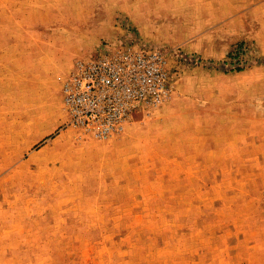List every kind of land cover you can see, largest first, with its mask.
<instances>
[{
  "label": "rangeland",
  "instance_id": "obj_1",
  "mask_svg": "<svg viewBox=\"0 0 264 264\" xmlns=\"http://www.w3.org/2000/svg\"><path fill=\"white\" fill-rule=\"evenodd\" d=\"M261 1L0 0V264H264ZM138 50L159 100L74 121L76 64Z\"/></svg>",
  "mask_w": 264,
  "mask_h": 264
},
{
  "label": "built area",
  "instance_id": "obj_2",
  "mask_svg": "<svg viewBox=\"0 0 264 264\" xmlns=\"http://www.w3.org/2000/svg\"><path fill=\"white\" fill-rule=\"evenodd\" d=\"M247 52L242 44L234 52V62ZM113 57V56H112ZM97 57L78 62L68 79L66 103L74 121L89 124L98 115L116 116L115 104L123 94L158 101L164 87V57L157 50L135 51L122 57Z\"/></svg>",
  "mask_w": 264,
  "mask_h": 264
},
{
  "label": "crops",
  "instance_id": "obj_3",
  "mask_svg": "<svg viewBox=\"0 0 264 264\" xmlns=\"http://www.w3.org/2000/svg\"><path fill=\"white\" fill-rule=\"evenodd\" d=\"M261 9L264 10V1H261L260 3L253 6H248L246 9H244L245 11L240 14L241 18L235 19L234 17H231V23L229 25H231L230 30L232 31V36L230 37L228 44L230 47L234 45V43H237L239 41L253 40V42L257 45V54L259 56H264V35H262V31H264V29H262L264 28V23H262L258 28L251 26L252 29L250 30L248 29L250 23H248V21L246 20L248 16L254 13H256V17L254 16V19L256 18V20L259 21L258 18H261L262 20V17L260 16ZM257 15L259 16L257 17ZM215 50L217 52L216 48ZM246 116L247 120L250 121V123L248 124V130H252V122H255V120H264V117L260 119L259 116H256L255 114H247Z\"/></svg>",
  "mask_w": 264,
  "mask_h": 264
},
{
  "label": "trees",
  "instance_id": "obj_4",
  "mask_svg": "<svg viewBox=\"0 0 264 264\" xmlns=\"http://www.w3.org/2000/svg\"><path fill=\"white\" fill-rule=\"evenodd\" d=\"M239 45H241V44H239ZM231 55H234V54L231 53ZM238 69H241V68H238Z\"/></svg>",
  "mask_w": 264,
  "mask_h": 264
}]
</instances>
